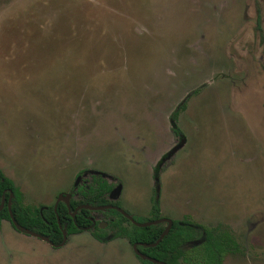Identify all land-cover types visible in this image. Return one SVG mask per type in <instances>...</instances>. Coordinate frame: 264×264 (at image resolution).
<instances>
[{"label":"rangeland","instance_id":"rangeland-1","mask_svg":"<svg viewBox=\"0 0 264 264\" xmlns=\"http://www.w3.org/2000/svg\"><path fill=\"white\" fill-rule=\"evenodd\" d=\"M264 0H0V169L24 206L55 203L102 175L137 221L153 217V167L177 144L169 115L186 97V145L161 177L164 218L228 228L264 264ZM126 240L89 234L62 249L0 225V264H134Z\"/></svg>","mask_w":264,"mask_h":264},{"label":"flooded vegetation","instance_id":"flooded-vegetation-1","mask_svg":"<svg viewBox=\"0 0 264 264\" xmlns=\"http://www.w3.org/2000/svg\"><path fill=\"white\" fill-rule=\"evenodd\" d=\"M258 16L260 17V20H261V15L258 14L257 19H256V31L258 33V36H259V39L261 42L260 32L257 30ZM261 28H262V24H261ZM262 31L264 34L263 28H262ZM262 46L264 49V45H262ZM187 100H188V97H186L179 105H181L182 103L185 102V107H186ZM179 105H177V107L172 111V113L179 107ZM181 112L178 114V119H177V126L181 131L180 135H177L173 132L172 122L170 119V116L172 113L169 115L170 129H171V132H172L174 138L177 139L176 140L177 144L169 153L164 155L161 158V160H159L157 162V164L153 167V170H152L153 171V199H154L153 202L157 201L159 204V211H160V218L159 219H153V217H152V218H149L148 221H144V222L137 221L133 217V215H131L130 213H128L126 210H124L122 208L121 201H120L121 197L119 200H116V201L111 199V195H112L114 189L117 187L116 183L108 181L107 179L104 178V176L99 175V174L91 175L89 179H80L79 180V178L81 177V174L83 172H79L77 174L78 182L75 183L73 189L69 193H60L58 195V197L56 198V201L54 204L49 205V206H40L38 208H32L29 206H24L22 203V200H21V193H20L19 189L15 186L14 182L11 179H9L3 173V171L0 169V171L3 173V175L13 183V187H14L13 189H15V192H14V190L9 189V188H5V190L3 191L2 200L4 198V202H5L3 210L4 209L8 210V200L9 199L7 198V201H6L5 198H6V195L9 196L10 192H12L14 194V197H13L12 202H11V209H12V203L18 201L21 206H23L25 208L32 209V211H35V212L38 211V213L41 215V217L44 215L45 212L50 213L52 210V213H55V215H56L58 229H55L54 227L50 226L51 223L47 222V221H46L47 225H45L46 229L49 230L51 228L50 233H48L47 235L42 234L38 231L30 230V229L24 227L25 229L30 230L32 233L40 235V237H36V236L29 235V234H26L24 232L17 230L16 227L14 226V224L12 223L11 219H10V215H9V220L4 219L1 222L8 221L11 224L12 228L16 232L22 233L24 236L34 238L37 241L39 240L40 242H43L44 244H46L47 246H49L52 249L64 248L65 246H67L68 244H70L72 242V239L74 236L80 235L82 233L89 234L96 242H98L99 244H102L103 246H110L116 240L123 239V240L127 241L128 245H129V249L131 250V252L136 257L137 261H135L136 263H134V264H145L144 261H148L152 264H155L148 259H144V258L138 256L135 252V249H134V245H137V249L139 250V252L142 255L148 257L149 259H154V258H152V257H150L147 254L142 252V248H153V247L143 246L142 244H153V243H145V242L131 243L127 237L123 236V233L126 229L131 230L132 229L131 225H133V226H136V225L131 220H129L127 217H125L119 210H117V208L124 210L126 213H128L130 216H132L135 221H137L139 223H146V222L156 221V220H160V219L170 220V221H172V227H171L170 231L172 230L174 223H177L181 227V229L187 233H194L191 231L192 230L191 224L203 225V226L209 227V228L220 226L222 229H227L231 233V231L228 228H225L222 225L209 226V225H205L203 223L195 222L192 219V217L187 215V214H184L181 219H177V218H174V219L170 218L169 219L168 217L164 218V216L162 215L161 206H160V199H161V191H162L161 177H162V173L164 170L163 168H164L166 162L169 159H171L172 157H174L177 154V152H179L181 149H183L186 145L185 136H184V134H183V132L179 126V116H180ZM104 184L107 185L108 187H110V189L108 190V192L102 193V191L104 190V188L102 186H104ZM60 198H62L63 200L58 201ZM2 200H1V202H2ZM66 200H67V202H66ZM59 207H60L62 213L64 214L63 215V221L65 223L62 222L60 216L58 215V208ZM3 210L0 212H3ZM8 214H9V210H8ZM14 217H15V215H14ZM123 218L128 220L129 223L125 222L123 220ZM15 219H16V217H15ZM16 221H17V219H16ZM59 221H60V224H59ZM1 222H0V225H1ZM160 224H165V229L168 226L167 222H162V223H159L156 225H160ZM151 226H155V225H151ZM151 226H149V227H151ZM138 228H142V227H138ZM143 228H147V227H143ZM196 230L198 231V232H196L197 234H199V233L201 234V232H203L202 229H200V228H196ZM170 231H169V233H170ZM64 233H65V235H64ZM169 233H168V235H169ZM195 236H197V235L195 234ZM42 237L46 238V239H42ZM233 237H234V235H233ZM198 239H194L192 242H196ZM189 247H190V241L187 240L184 243V248L188 249ZM240 248H241V246H240ZM241 251H242L241 253H243L242 248H241ZM241 253H238V254H241ZM228 255H237V254L228 253L226 255V257ZM226 257H225V259H226ZM225 259H224V261H225ZM154 260H157V259H154ZM157 261H159V260H157ZM224 261L222 264H224ZM162 263H164V262H162Z\"/></svg>","mask_w":264,"mask_h":264},{"label":"trees","instance_id":"trees-1","mask_svg":"<svg viewBox=\"0 0 264 264\" xmlns=\"http://www.w3.org/2000/svg\"><path fill=\"white\" fill-rule=\"evenodd\" d=\"M257 30L260 32L261 43L264 45V34L261 28V20L258 16ZM185 102L179 105V107L171 114L170 119L172 122V130L175 134L180 135L181 131L177 126L178 114L184 109ZM104 190L102 193L108 192L110 187L104 184L102 186ZM5 188L13 189V183L7 179L0 171V204ZM10 198V195H6ZM12 212L14 213L17 221L25 228L38 231L47 235L50 233V229H46L45 225L50 222V226L58 229L57 219L55 213L45 212L44 215L38 213V211H32V209L25 208L20 205L18 201L12 203ZM153 219L160 218L159 204L157 201L153 202L152 208ZM58 215L63 223V213L58 208ZM4 219L9 220L8 210L4 209L0 212V222ZM125 222H128L123 218ZM144 220V221H148ZM141 221V222H144ZM129 223V222H128ZM132 229H126L123 236L127 237L131 243L145 242L155 243L165 230V224L155 225L147 228H138L131 225ZM190 227V226H189ZM192 232H184L181 227L174 223L169 235L162 239L158 246L153 248H142V252L148 256L157 259L165 264H222L228 253L238 254L241 253V248L233 235L227 230L219 227H205L203 225L191 224ZM196 228L202 229L201 234ZM200 235V236H199ZM199 238V239H198ZM194 239H198L196 242H192ZM189 240L190 247L184 248V243ZM145 264H152L148 261H144Z\"/></svg>","mask_w":264,"mask_h":264},{"label":"water","instance_id":"water-1","mask_svg":"<svg viewBox=\"0 0 264 264\" xmlns=\"http://www.w3.org/2000/svg\"><path fill=\"white\" fill-rule=\"evenodd\" d=\"M13 197H14V194L12 192H10V198L8 200V210H9L10 219H11L12 223L14 224V226L16 227V229L19 230V231H21V232H24L26 234L33 235V236H36V237H40V235H37L35 233H32L30 230L25 229L24 227H22L16 221V219L14 217V214H13V212L11 210V202H12ZM61 200H63V199L60 198L58 201H61ZM66 202H67V200H66ZM4 205H5V202H4V198H3V200H2V202L0 204V211L3 210ZM117 210H119L125 217H127L129 220H131L137 227H142L143 228V227H149L151 225H156V224H159V223H162V222H167L168 223V226L166 227V229L164 230V232L161 234L160 238L155 243H153V244H142L143 246H146V247H155V246H157L162 241V239L168 235V233H169V231H170V229L172 227V221L167 220V219H160V220L146 222V223H139V222L135 221L133 219V217L130 216L128 213H126L124 210L118 209V208H117ZM59 224H60V221H59ZM64 235H65V233H64ZM42 239H46V238H43L42 237ZM134 249H135L136 254L138 256L144 258V259H148V260L152 261L155 264H165V263H162V262L157 261V260H154V259H149L148 257L142 255L139 252V250L137 249V245H134Z\"/></svg>","mask_w":264,"mask_h":264}]
</instances>
